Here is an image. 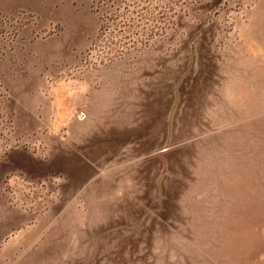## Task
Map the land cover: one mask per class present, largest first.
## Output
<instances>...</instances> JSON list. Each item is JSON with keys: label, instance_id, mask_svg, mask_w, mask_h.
<instances>
[{"label": "rangeland", "instance_id": "obj_1", "mask_svg": "<svg viewBox=\"0 0 264 264\" xmlns=\"http://www.w3.org/2000/svg\"><path fill=\"white\" fill-rule=\"evenodd\" d=\"M0 264H264V0H0Z\"/></svg>", "mask_w": 264, "mask_h": 264}]
</instances>
